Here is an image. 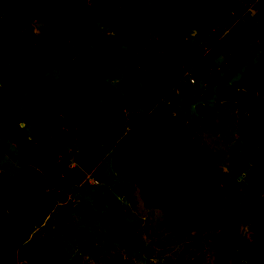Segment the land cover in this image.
Segmentation results:
<instances>
[{"label":"rangeland","instance_id":"rangeland-1","mask_svg":"<svg viewBox=\"0 0 264 264\" xmlns=\"http://www.w3.org/2000/svg\"><path fill=\"white\" fill-rule=\"evenodd\" d=\"M39 16L0 0V172L38 170L55 201L34 226L4 200L9 264H264V0H55ZM63 69L95 104L81 123L43 91ZM138 108L210 166L200 195L218 187L217 224L165 228L113 170Z\"/></svg>","mask_w":264,"mask_h":264},{"label":"trees","instance_id":"trees-1","mask_svg":"<svg viewBox=\"0 0 264 264\" xmlns=\"http://www.w3.org/2000/svg\"><path fill=\"white\" fill-rule=\"evenodd\" d=\"M24 1L37 8L40 18L39 10L48 1L55 0ZM190 24L195 28L202 26V22ZM239 61L230 62L237 64ZM227 67L228 63L224 62L220 70ZM84 87L63 69L61 76L45 85L43 91L63 113L81 123L95 108ZM109 157L120 178L140 187L143 205L161 211L165 228H200L217 224L220 220L222 199L218 187L200 195L203 172L207 169L211 172L210 166L191 140L169 123L151 113H131L127 118V130L113 145ZM5 199H10L34 226L43 224L55 205L46 190L43 175L28 167L12 177L6 171L0 172V208ZM214 201L217 203L211 208ZM15 238L13 230L0 226V264L10 263Z\"/></svg>","mask_w":264,"mask_h":264},{"label":"crops","instance_id":"crops-1","mask_svg":"<svg viewBox=\"0 0 264 264\" xmlns=\"http://www.w3.org/2000/svg\"><path fill=\"white\" fill-rule=\"evenodd\" d=\"M255 12H256V11H254V10L252 11L253 14H255ZM135 111H137V112H141V113H147V112H148V109H147V108H146V109H141V108L139 109V108H138V109L135 110ZM135 111H133V112H135ZM162 121L166 122L165 120H162ZM124 122H125L124 125H125L126 128L124 129L123 133H125V131L127 130V119H125ZM123 133H122L121 135H123ZM121 135L119 136V138L121 137ZM119 138H118V139H119ZM110 150H111V149H110ZM110 150H109V152H110Z\"/></svg>","mask_w":264,"mask_h":264},{"label":"built area","instance_id":"built-area-1","mask_svg":"<svg viewBox=\"0 0 264 264\" xmlns=\"http://www.w3.org/2000/svg\"><path fill=\"white\" fill-rule=\"evenodd\" d=\"M24 260H25L24 255H22V254L18 255L15 257V264H23Z\"/></svg>","mask_w":264,"mask_h":264}]
</instances>
